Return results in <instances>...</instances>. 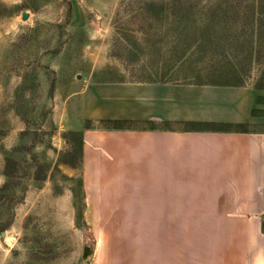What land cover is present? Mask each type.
<instances>
[{
	"label": "crops",
	"instance_id": "0c3cea01",
	"mask_svg": "<svg viewBox=\"0 0 264 264\" xmlns=\"http://www.w3.org/2000/svg\"><path fill=\"white\" fill-rule=\"evenodd\" d=\"M233 81L83 82L86 264H264V87Z\"/></svg>",
	"mask_w": 264,
	"mask_h": 264
},
{
	"label": "rangeland",
	"instance_id": "374dc122",
	"mask_svg": "<svg viewBox=\"0 0 264 264\" xmlns=\"http://www.w3.org/2000/svg\"><path fill=\"white\" fill-rule=\"evenodd\" d=\"M37 27L42 42L29 58L41 86L32 97L42 94L52 126L44 123V141L30 146L20 116L3 107L24 83V71L7 76L14 45ZM160 79L264 87V0H0V264H86L94 246L87 191L59 161L66 133L83 126L78 92L85 80ZM257 109L255 126L264 128V102ZM7 157L20 163L17 177L2 174Z\"/></svg>",
	"mask_w": 264,
	"mask_h": 264
},
{
	"label": "trees",
	"instance_id": "16d2710c",
	"mask_svg": "<svg viewBox=\"0 0 264 264\" xmlns=\"http://www.w3.org/2000/svg\"><path fill=\"white\" fill-rule=\"evenodd\" d=\"M68 9L66 12V20L67 26L69 25V20L71 17V4L67 2ZM25 8H31V6L27 5ZM34 9V8H33ZM35 10V9H34ZM52 27L57 25H51ZM38 27L28 30L27 32L23 33L19 36L18 41L15 43L13 52L15 57L11 58V64L7 66L8 70V77L12 74L20 75L22 71H24L23 85H19L13 92V96L11 101L3 107V110L12 111L15 115L20 116L21 120L24 122L26 128L25 130L20 133L21 135H25L30 137L29 143L34 146L36 143H42L43 136L47 133L45 130L43 131L42 126L44 123L47 122L49 127L52 126V120L49 117V111L46 107V102L41 103L42 94H40L35 102L34 98L32 97V92L41 86L40 82H37V73H38V66L36 59L30 60L29 54H31V50L38 47V44L42 41H38ZM60 38L57 40V45L55 48V53H57L60 49L62 36L61 34L58 35ZM19 53L22 55L17 56ZM55 56V55H54ZM26 73V74H25ZM25 83H28V86H25ZM35 86V87H34ZM53 85L49 86L47 90V97L45 101L49 100L53 94ZM44 91V90H41ZM40 106V109L38 107ZM3 115V114H1ZM4 116V115H3ZM7 121L2 119L0 121V128H3L6 125ZM0 134H3L0 131ZM65 139L67 143L70 145V148L65 153L61 154L59 157L60 163L68 165L77 171V180L80 185H82V143H83V135L82 131H70L66 133ZM27 147V145L25 146ZM31 148V147H29ZM28 148V149H29ZM20 171V163L18 161L7 157L5 159V166L3 170V175L5 177H17ZM46 177V176H45ZM36 179H40V177L36 176ZM6 187H2L0 190H4ZM2 197V196H1ZM262 228L264 231V220L262 223ZM7 226L3 227V230H6Z\"/></svg>",
	"mask_w": 264,
	"mask_h": 264
},
{
	"label": "water",
	"instance_id": "95a60500",
	"mask_svg": "<svg viewBox=\"0 0 264 264\" xmlns=\"http://www.w3.org/2000/svg\"><path fill=\"white\" fill-rule=\"evenodd\" d=\"M26 18H27V14H24V19H26ZM89 252H90V248L89 247H86L85 248V254L88 255Z\"/></svg>",
	"mask_w": 264,
	"mask_h": 264
}]
</instances>
